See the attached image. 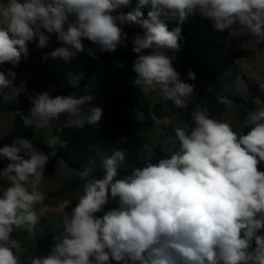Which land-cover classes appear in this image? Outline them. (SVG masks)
<instances>
[{
  "label": "clouds",
  "instance_id": "clouds-1",
  "mask_svg": "<svg viewBox=\"0 0 264 264\" xmlns=\"http://www.w3.org/2000/svg\"><path fill=\"white\" fill-rule=\"evenodd\" d=\"M130 5L131 0H0V65H11L6 74L0 71V91L25 94L26 82L14 85L15 68L29 58V42L44 49L55 35L62 46L45 53V61L71 63L81 53L97 59V51L114 53L130 42L133 86L186 108L195 85L181 79L173 62L181 26L190 16L198 14L233 37L237 28L247 30L254 39L240 45L243 51L264 42V0H137L126 14H112ZM170 23L176 25L171 30ZM126 24L139 25L143 35L129 41ZM84 39L96 47L86 48ZM187 76L196 79L192 71ZM80 79L70 75L69 83L76 88ZM28 99L32 106L22 116L26 128L44 129L61 115L66 120L58 132L99 127L102 120L92 93L53 98L45 91ZM217 99L232 104L227 97ZM191 119L193 126L174 129L178 146L156 163L120 176L127 152L117 147L102 160L99 176L85 166L75 206L66 211L69 205H58L55 225L63 233L56 245L46 256L27 255L24 261L27 249L12 234H31L40 222L35 207L45 200L44 170L56 147H66L67 141L51 136V155L23 136L0 148V156L11 161L0 169V179L8 183L0 195V264H264V171L258 167L264 163V106L240 122L246 132L199 105ZM110 200L118 207L105 211ZM100 212L102 217L95 215Z\"/></svg>",
  "mask_w": 264,
  "mask_h": 264
},
{
  "label": "rangeland",
  "instance_id": "rangeland-1",
  "mask_svg": "<svg viewBox=\"0 0 264 264\" xmlns=\"http://www.w3.org/2000/svg\"><path fill=\"white\" fill-rule=\"evenodd\" d=\"M137 0H131V5L128 7L121 6L112 14L127 13L131 8L135 7ZM132 29L137 30V33L143 35V29L136 24H126ZM197 25L199 28L198 39L202 43L198 57H204L209 60V63L214 67L222 80L225 92H234L241 96L244 100L248 99V90L246 82L254 83L258 86L261 93L264 89V48H259L257 43H251L248 51H243L240 47L245 42L252 41L254 38L247 32V30H240L237 28L236 35L230 36V33L216 31L211 22L197 14ZM174 23L169 24V29L175 27ZM238 27V25L236 26ZM133 37L128 35L130 41ZM37 41L29 42V58L27 61L22 60L19 64L27 71H32L35 62L51 46L59 42L55 35H51L50 43L47 48L38 49L36 47ZM96 46L93 44V48ZM128 53L135 55L132 52V45L129 42L127 47H124ZM147 52V50H146ZM103 52L97 51V57L103 55ZM173 66L180 73L182 80L195 85V90L191 96L187 98L188 104L200 103L207 106L209 103V86L206 79L201 72L195 70L193 67L185 63H174ZM192 71L196 75V79L189 80L188 72ZM73 75L71 71L66 69H57L53 76L51 83L48 84L50 96L55 98L57 95H73L80 96L83 94L92 93L94 95V104H105V100L110 95L120 91H125L133 84V79L122 82L118 85L103 87L97 81L84 87L73 88L69 83V77ZM58 83L59 85H57ZM68 88L63 91L62 88ZM31 95H36L43 92H30ZM144 93V92H143ZM151 105L162 100L158 92L149 91L144 93ZM0 100L3 107L7 110L0 112V145L8 144L9 132L12 120L17 113V106L10 89L0 91ZM255 108L264 106L260 100L254 101ZM245 107L243 105H226L222 115L216 119L229 122L235 130H242L240 122L243 121L247 115H243ZM29 109H24L21 114L24 116L28 114ZM141 121L144 120L142 114L138 115ZM149 125L142 131L131 137L112 136L104 139L99 145L93 148V159L88 161L85 166L94 169L93 175L99 176L101 174V162L105 157L112 154L115 148H120L127 152L126 162L120 168V176L130 174V169L138 162L148 160H159L157 150L163 154V158L169 156L172 151L178 146V140L175 136L174 129L176 127H185L184 119L182 117H172L170 119H155L151 117ZM54 121L50 122L44 129L33 128L32 133L41 136L47 146V141L51 136H54L52 128ZM25 138L31 139L28 135ZM32 140V139H31ZM48 147V146H47ZM49 148V147H48ZM4 158L0 156V160ZM264 165V163L260 164ZM259 165V166H260ZM83 170V169H82ZM80 172V171H79ZM79 172L68 168L62 161L55 160L45 167L43 181L40 190L45 194L43 204H38L35 207L37 214L40 216V222L35 226L33 233L29 234L24 230L14 232L13 238L21 241L23 248L27 251L21 255V261H24L27 255L46 256L57 243V237L63 233L62 227H57L60 220V213L58 212V205L66 203L69 205L66 211H70L71 207L75 206L76 199L81 195L82 180L79 177ZM8 186V183L0 179V193ZM118 207L116 201H109L105 206V211ZM104 213H96L98 217H102ZM111 264H116L112 261Z\"/></svg>",
  "mask_w": 264,
  "mask_h": 264
},
{
  "label": "trees",
  "instance_id": "trees-1",
  "mask_svg": "<svg viewBox=\"0 0 264 264\" xmlns=\"http://www.w3.org/2000/svg\"><path fill=\"white\" fill-rule=\"evenodd\" d=\"M149 6H146L143 11L145 17ZM129 36L134 37L137 30L132 29L129 25L123 26ZM140 28V26L138 25ZM182 27V39L178 41L180 50L175 53L177 59L174 63H185L195 70L201 72L209 86V103L204 106L200 103L188 104L186 108H176L171 101L161 100L153 105L144 96V93L131 84L127 90L117 92L106 98L105 104H96L103 109L102 120L99 127L86 125L83 129L65 128L63 132H58L57 129L65 122L66 117L61 115L58 120H54L52 128L53 134L59 135L61 140L67 141L66 147L55 149V155H51V149L48 148L43 138L37 134H33L34 126L26 128L22 121L21 111L30 109L31 101L28 96L30 92H45L48 90V84L51 83L56 69H66L71 71L73 75L81 76L79 87L87 86L93 82H98L103 87L118 85L125 81H130L135 77L133 72V60L135 55L128 53L124 47L118 48L114 53H104L97 59L88 56L87 53L79 54L71 63H65L57 58L43 60L45 53L53 51L56 47L62 46L60 42L56 45L49 46L45 52L35 62L32 71H27L22 66L18 65L15 68L17 73L14 81L15 86H19L22 81L26 82V91L24 95L14 97L15 104L19 110L12 120L9 142L1 144L0 148L5 145H11L16 137L28 135L31 136L34 146L46 153L50 154L49 162L46 167L55 160L62 161L68 168L74 171H82L83 165L93 159V148L99 145L104 139L119 136L131 137L142 131L150 123L151 117L155 119H170L172 117H182L186 126H193L191 112L199 105L202 108L206 107L211 117L218 118L224 112L225 104L218 102V97H227L234 105H243L245 110L243 115H247L255 109V100H260L264 103V93H261L258 86L251 82H246L248 90V99L244 100L241 96L234 92H225L222 80L219 78L218 71L212 67L209 60L204 57H198L202 43L199 41V28L197 25V15L190 16ZM82 43L86 48H93L92 42L84 39ZM259 48H264V42L258 44ZM169 54H172L171 52ZM122 65V67L120 66ZM11 68L10 64L0 65V71H6ZM59 85L58 83H56ZM63 91L68 88L63 87ZM7 109L3 107L0 100V112ZM142 114L144 120L141 121L138 117ZM247 131V129H242ZM160 159L164 156L157 150ZM159 159V160H160ZM159 160H148L153 163ZM136 163L128 173L136 167H143L146 162ZM11 163L6 157L0 160V169H4ZM261 171H264V165L258 166ZM2 195V193H0ZM264 235V230L261 231Z\"/></svg>",
  "mask_w": 264,
  "mask_h": 264
},
{
  "label": "crops",
  "instance_id": "crops-1",
  "mask_svg": "<svg viewBox=\"0 0 264 264\" xmlns=\"http://www.w3.org/2000/svg\"><path fill=\"white\" fill-rule=\"evenodd\" d=\"M56 70H57V69H56ZM56 70H55V71H56ZM54 74H55V73H54ZM17 112H19V110H17Z\"/></svg>",
  "mask_w": 264,
  "mask_h": 264
}]
</instances>
